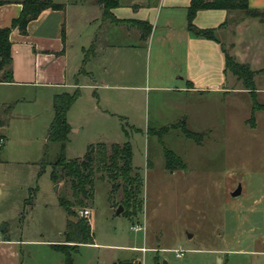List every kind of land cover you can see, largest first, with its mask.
Segmentation results:
<instances>
[{
    "label": "rangeland",
    "instance_id": "obj_1",
    "mask_svg": "<svg viewBox=\"0 0 264 264\" xmlns=\"http://www.w3.org/2000/svg\"><path fill=\"white\" fill-rule=\"evenodd\" d=\"M47 96L36 85L0 83L6 135L0 134V233L24 240L22 264H67L53 246L64 240L68 215L59 194L68 189L60 182L56 190L52 179L50 162L61 144L48 141L54 115ZM110 96L129 101L130 116L116 120L120 134L113 119L99 121L86 107L77 118L85 130L72 133L66 156H83L89 144L103 141L100 133L112 142L129 141L143 203L124 207L122 188L114 191L99 167L93 199L79 209L80 216L90 210L97 244L72 251V264H116L136 255L145 264H264V109H254V102L264 104V91L256 97L244 90L176 96L123 88L110 89ZM175 122L178 127L164 131ZM185 129L203 137H189ZM166 150L185 167L168 170ZM239 185L241 194L233 196Z\"/></svg>",
    "mask_w": 264,
    "mask_h": 264
},
{
    "label": "crops",
    "instance_id": "obj_2",
    "mask_svg": "<svg viewBox=\"0 0 264 264\" xmlns=\"http://www.w3.org/2000/svg\"><path fill=\"white\" fill-rule=\"evenodd\" d=\"M0 1H5L0 4V26H10L23 6L20 0ZM54 1L65 7L43 10L29 23L27 34L18 28L12 30L14 77L0 83L42 87L52 107L55 94L79 89L80 96L68 111V143L72 133L79 136L85 130L77 118L86 107L99 121L113 119L115 134H120L123 127L116 120L130 116L129 101L112 98L110 89L147 88L176 96L192 91L249 92L238 88L237 77L227 71L225 52L255 71L256 93L264 91V0H249L251 9L261 15L240 10H198L194 24L215 28V39L190 31L188 9L192 0H118L111 9L118 21L105 16L99 0ZM144 79L147 84H140ZM0 134L6 137L1 127ZM98 137L103 141L96 142L119 143L107 139L104 133ZM93 244L97 243L80 246ZM23 245L24 240L0 233V264H22ZM140 261L144 258L136 255L115 263Z\"/></svg>",
    "mask_w": 264,
    "mask_h": 264
},
{
    "label": "trees",
    "instance_id": "obj_3",
    "mask_svg": "<svg viewBox=\"0 0 264 264\" xmlns=\"http://www.w3.org/2000/svg\"><path fill=\"white\" fill-rule=\"evenodd\" d=\"M22 11L10 26H0V81H13V43L10 35L14 28H18L22 34H27L28 25L37 19L45 9H63L64 3L54 0H20ZM103 5L104 14L113 21H118L111 9L118 5V0H99ZM5 1H0L4 4ZM201 9H226L240 10L247 14L258 15L260 11L250 8L249 0H192L188 9L189 29L196 36L215 39V28H200L194 24V18ZM144 35V34H143ZM145 34L144 36H146ZM226 56V69L231 71L239 80H243V88L249 90L256 97L254 83V71L244 63L238 62L228 52ZM80 96V90L73 92L63 91L54 95V117L48 131V141L61 144V150L52 165V179L55 184L64 182L68 190L59 194L61 206L68 215L67 226L62 243L53 246L64 252L66 263H73L72 251L82 243H93L91 223L87 216H80L79 209L88 206L93 199L94 177L100 167L108 175L113 190H123L122 203L124 207L141 208L143 200V181L141 175L132 166L133 148L129 141L125 143L97 142L89 144L86 153L81 157L68 159L66 156L67 143L71 125L68 120V111ZM254 109L263 108L264 104L254 102ZM169 127H164L168 131ZM187 136L200 139L203 134L185 129ZM1 147V145H0ZM47 163L44 161L43 164ZM166 167L168 170L184 168L182 159L173 151L166 150ZM70 191V192H68ZM87 209V208H86ZM85 210V209H84Z\"/></svg>",
    "mask_w": 264,
    "mask_h": 264
},
{
    "label": "built area",
    "instance_id": "obj_4",
    "mask_svg": "<svg viewBox=\"0 0 264 264\" xmlns=\"http://www.w3.org/2000/svg\"><path fill=\"white\" fill-rule=\"evenodd\" d=\"M83 213L85 214V216L88 217L90 215V210L85 209V210H83ZM263 243H264V240H263ZM176 253H177V256H183L184 255V252L182 250H178V251H176ZM138 264H145V262L140 261Z\"/></svg>",
    "mask_w": 264,
    "mask_h": 264
},
{
    "label": "water",
    "instance_id": "obj_5",
    "mask_svg": "<svg viewBox=\"0 0 264 264\" xmlns=\"http://www.w3.org/2000/svg\"><path fill=\"white\" fill-rule=\"evenodd\" d=\"M59 184L56 185V190H58ZM242 187L241 185L238 186V188L233 192V196H237L241 194ZM123 209L122 206L120 207V210Z\"/></svg>",
    "mask_w": 264,
    "mask_h": 264
}]
</instances>
